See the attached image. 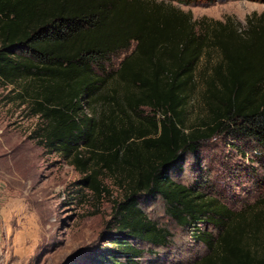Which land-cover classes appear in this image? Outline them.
I'll return each mask as SVG.
<instances>
[{"label":"trees","instance_id":"16d2710c","mask_svg":"<svg viewBox=\"0 0 264 264\" xmlns=\"http://www.w3.org/2000/svg\"><path fill=\"white\" fill-rule=\"evenodd\" d=\"M172 2L195 1L0 0V83L37 118L36 142L69 159L91 196L107 192L100 173L123 189L107 223L112 247L91 250L92 264H138L135 241L167 246L169 231L141 206L156 198L207 249L192 264H264V197L231 211L200 179L175 180L216 134L264 149V13L240 28L229 18L193 20ZM131 43L115 71H94ZM211 52L217 61L200 79L204 115L186 127L194 71ZM91 101L102 104L98 114L84 111Z\"/></svg>","mask_w":264,"mask_h":264},{"label":"rangeland","instance_id":"374dc122","mask_svg":"<svg viewBox=\"0 0 264 264\" xmlns=\"http://www.w3.org/2000/svg\"><path fill=\"white\" fill-rule=\"evenodd\" d=\"M194 1L172 4L189 12L193 20L229 18L240 28L247 15L264 13V0ZM133 49L131 43L127 51L109 55L102 60V69L95 66L94 71H115ZM217 58L218 54L211 52L210 57H201L197 63L194 87L185 107L186 127L204 115L199 102L201 73ZM114 78L113 74L111 83ZM15 93L11 85L0 83V225L4 235L0 264H92L91 250L112 247V227L107 223L111 224L114 204L122 199L123 189L115 177L100 173L107 192L91 196L79 183L81 176L69 159L44 151L36 142L33 133L37 118L26 103L15 98ZM101 105L91 101L84 111L98 114ZM81 150L84 159L88 153ZM185 163L175 180L190 184L200 179L202 191L231 211L247 208L264 197V149L243 139L216 134L200 144L196 161L188 158ZM141 206L148 218L169 231L170 237L162 248L135 241L143 251L138 264H192L207 252L188 229L165 214L161 199H143ZM208 229L215 237L217 228Z\"/></svg>","mask_w":264,"mask_h":264},{"label":"built area","instance_id":"2783aa9c","mask_svg":"<svg viewBox=\"0 0 264 264\" xmlns=\"http://www.w3.org/2000/svg\"><path fill=\"white\" fill-rule=\"evenodd\" d=\"M3 240H4V235H3L2 227L0 225V244L3 242Z\"/></svg>","mask_w":264,"mask_h":264}]
</instances>
